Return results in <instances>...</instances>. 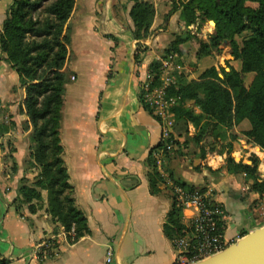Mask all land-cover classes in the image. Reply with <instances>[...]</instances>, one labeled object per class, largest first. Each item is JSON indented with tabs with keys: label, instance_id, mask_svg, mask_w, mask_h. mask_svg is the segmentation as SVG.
<instances>
[{
	"label": "crops",
	"instance_id": "0c3cea01",
	"mask_svg": "<svg viewBox=\"0 0 264 264\" xmlns=\"http://www.w3.org/2000/svg\"><path fill=\"white\" fill-rule=\"evenodd\" d=\"M143 1L153 4L155 14L140 40L132 35L130 0H75L68 20L65 68L74 79L65 87L59 138L71 197L87 227L76 241L74 230L65 231L51 214L46 188L39 191L40 203L19 201L23 182L42 174L30 128H22L25 90L0 52V259L8 264H105L109 249V264H176L173 240L164 232L181 188L174 180L209 190L222 210L225 248L264 226V191L257 185L264 180V69L246 70L248 62L234 59L224 41L198 56L200 44L214 33L210 21L186 26L180 10L168 15L172 0ZM10 2L0 0V31ZM177 36L187 37L180 54L163 59ZM158 60L188 80L210 67L234 69L241 91L233 97L229 132L236 139L230 156L254 173L228 172L226 153L202 148L196 129L182 121L172 128L182 153L155 149L164 141L161 121L144 109L139 95L152 78L150 64ZM149 157L162 178L154 187ZM185 214L183 226L189 222ZM42 242L48 252L37 256Z\"/></svg>",
	"mask_w": 264,
	"mask_h": 264
},
{
	"label": "trees",
	"instance_id": "16d2710c",
	"mask_svg": "<svg viewBox=\"0 0 264 264\" xmlns=\"http://www.w3.org/2000/svg\"><path fill=\"white\" fill-rule=\"evenodd\" d=\"M130 1L133 2L129 11L133 23L132 35L140 40L146 37L153 21L154 6L143 0ZM171 4L168 15L180 10V17L186 26L198 21L215 23L214 33L209 35V43L200 44L198 56L210 47L216 50L219 44L226 41L234 59L248 62L246 70L264 69V0H172ZM74 5L75 0H11L0 31V52L18 75L19 83L25 90L22 111L27 121L22 128H30L33 158L42 174V177L36 176L30 184L23 182L18 189L19 201L31 203L36 200L40 203L39 191L46 188L49 210L65 231L74 230L72 241L87 231L85 219L74 206L71 197L59 138L63 95L71 75L65 64L70 43L68 20ZM186 38L175 37L164 50L162 58L168 59V56L175 53L179 55L178 46ZM243 50L245 55L242 54ZM227 67L228 71L210 67L195 80H188L184 75L175 73L174 82L165 88V95L173 100L170 112L175 124L180 121L190 123L196 129V140L202 139L215 148L219 146L216 152L226 153L228 172L254 173L253 168L235 162L230 156L236 139L229 132L233 123V97L241 89L234 79V69ZM160 68L159 60L149 66L152 76L150 89L162 86ZM139 100L144 109L153 114L145 101L143 90ZM167 145H171V149L166 150ZM181 146L171 136L170 140L160 142L155 149H162L168 155L175 153ZM252 160L257 161L254 157ZM149 164L152 167L150 183L154 187L162 178L152 157H149ZM174 182L185 191H203L202 188L189 186L179 180ZM257 185L264 191V180ZM181 211L178 197L174 195L164 226L165 235L171 240L184 230ZM217 225L222 233V221ZM0 264H8V261L0 259Z\"/></svg>",
	"mask_w": 264,
	"mask_h": 264
},
{
	"label": "built area",
	"instance_id": "2783aa9c",
	"mask_svg": "<svg viewBox=\"0 0 264 264\" xmlns=\"http://www.w3.org/2000/svg\"><path fill=\"white\" fill-rule=\"evenodd\" d=\"M172 68L171 63H162L160 68L161 87L150 89L152 78L143 85L145 101L153 114L161 121L163 140L171 139L174 126L173 115L170 112L173 100L168 99L165 95V88L174 82L173 76L169 74ZM170 148L171 145L166 146V150ZM176 194L182 211L189 219L182 234L173 240L177 251L176 264H193L223 250L225 244L217 225L221 221L222 210L218 205L212 203L209 190L190 192L176 188ZM48 248V243L42 242L37 246L35 254L43 256L47 254ZM111 257L112 252L109 249L106 253L105 264L111 262Z\"/></svg>",
	"mask_w": 264,
	"mask_h": 264
},
{
	"label": "water",
	"instance_id": "95a60500",
	"mask_svg": "<svg viewBox=\"0 0 264 264\" xmlns=\"http://www.w3.org/2000/svg\"><path fill=\"white\" fill-rule=\"evenodd\" d=\"M210 23L215 27L213 21ZM193 264H264V226L250 231L223 250Z\"/></svg>",
	"mask_w": 264,
	"mask_h": 264
},
{
	"label": "rangeland",
	"instance_id": "374dc122",
	"mask_svg": "<svg viewBox=\"0 0 264 264\" xmlns=\"http://www.w3.org/2000/svg\"><path fill=\"white\" fill-rule=\"evenodd\" d=\"M208 25H209V26H213V25H211L210 23H209ZM169 74L172 75V76L175 74L173 68H172L171 71H169ZM69 79H70V81H71V80L74 79V77H73L72 75H69ZM218 147H219V146H218ZM218 147L215 148V147H213L212 145H209V143H208V142H205V141H204V143H203V145H202V148H208V149L210 148V150L213 151V152H215L216 150H218V149H219ZM214 149H215V150H214ZM175 153H182V152H181V150H180V148H179V150H177ZM33 181H34V180H33ZM197 190H198V189H197ZM202 190L205 191L206 188H202ZM199 191H201V190H199Z\"/></svg>",
	"mask_w": 264,
	"mask_h": 264
},
{
	"label": "bare ground",
	"instance_id": "6f19581e",
	"mask_svg": "<svg viewBox=\"0 0 264 264\" xmlns=\"http://www.w3.org/2000/svg\"><path fill=\"white\" fill-rule=\"evenodd\" d=\"M210 23V22H209ZM211 24V23H210ZM212 25V24H211Z\"/></svg>",
	"mask_w": 264,
	"mask_h": 264
}]
</instances>
